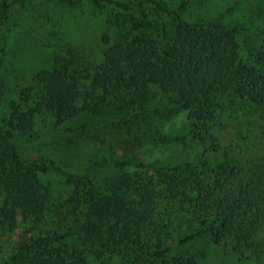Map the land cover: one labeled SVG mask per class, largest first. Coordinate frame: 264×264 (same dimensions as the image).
<instances>
[{
    "label": "trees",
    "instance_id": "16d2710c",
    "mask_svg": "<svg viewBox=\"0 0 264 264\" xmlns=\"http://www.w3.org/2000/svg\"><path fill=\"white\" fill-rule=\"evenodd\" d=\"M93 1L135 16L102 37L92 70L91 61L61 59L36 72L0 116V240L16 235L0 264H201L205 252L185 248L200 237L246 264H264V46H246L243 29L220 18L183 19L192 0L175 9L162 0ZM8 12L0 0V51ZM152 19L160 21L154 34L144 29ZM149 88L167 96L162 110H183L189 122L186 134L158 139L191 137L203 152L173 165L121 154L119 165L146 169L119 183L62 172L67 195L56 201L43 178L59 167L23 155L18 138L80 113L111 109L123 120L144 112ZM7 90L0 74V108ZM235 123H245L246 134L222 146L220 134ZM97 161L95 152L90 166Z\"/></svg>",
    "mask_w": 264,
    "mask_h": 264
},
{
    "label": "rangeland",
    "instance_id": "374dc122",
    "mask_svg": "<svg viewBox=\"0 0 264 264\" xmlns=\"http://www.w3.org/2000/svg\"><path fill=\"white\" fill-rule=\"evenodd\" d=\"M8 1V19L0 51V74L8 90L1 102V118L8 114L9 102L19 101L20 91L32 86L36 72L52 68L61 59L77 58L91 61L85 64L92 70L97 65L93 61L95 54L104 47L102 37L108 34L113 38L121 22L124 25L131 14L135 16L132 11L129 15L123 14L93 0H75L73 3L60 0ZM162 1L169 9L177 8L180 2ZM180 14L187 21L220 18L226 25L243 29L246 46L250 43L255 50L264 46V0H192ZM163 19L167 27L174 25L170 17L163 16ZM159 22L152 19L144 29L154 34ZM127 26L125 24L124 28ZM166 99L167 96L158 89L149 88L140 99L148 110L130 113L123 120L116 119L114 110L105 109L97 115L80 113L57 126L43 125L33 136L18 138L20 152L59 167L60 171L49 172L43 178L56 201L67 195L62 172L80 176L88 174L99 184L119 183L127 177L133 179L137 172L146 169L119 165L116 158L121 154H133L145 164L163 165H173L200 155L204 145L194 138L187 137L185 144L162 143L163 140L158 139L163 135L186 134L189 128L185 111L162 110ZM245 127V123H235L234 128L222 132L219 136L222 146L246 134ZM66 128L73 129V132H63ZM244 149L242 155L250 153V157L255 156ZM95 152L98 161L91 167L89 158ZM259 153L264 156V152ZM14 240L16 235L0 240V263L11 254ZM185 248L198 255L205 252L201 264H246L206 237L195 239Z\"/></svg>",
    "mask_w": 264,
    "mask_h": 264
}]
</instances>
